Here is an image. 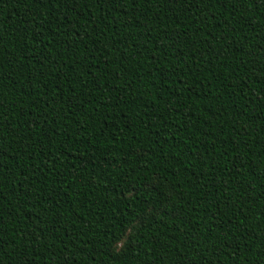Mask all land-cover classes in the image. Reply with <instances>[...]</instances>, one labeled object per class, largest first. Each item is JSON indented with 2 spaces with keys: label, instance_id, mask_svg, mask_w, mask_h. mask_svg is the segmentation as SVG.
Masks as SVG:
<instances>
[{
  "label": "trees",
  "instance_id": "obj_1",
  "mask_svg": "<svg viewBox=\"0 0 264 264\" xmlns=\"http://www.w3.org/2000/svg\"><path fill=\"white\" fill-rule=\"evenodd\" d=\"M0 264H264V0H0Z\"/></svg>",
  "mask_w": 264,
  "mask_h": 264
},
{
  "label": "rangeland",
  "instance_id": "obj_2",
  "mask_svg": "<svg viewBox=\"0 0 264 264\" xmlns=\"http://www.w3.org/2000/svg\"><path fill=\"white\" fill-rule=\"evenodd\" d=\"M129 234H130V233H129ZM118 248H119V249H120V248H122V244H121V245H119V247H118Z\"/></svg>",
  "mask_w": 264,
  "mask_h": 264
}]
</instances>
